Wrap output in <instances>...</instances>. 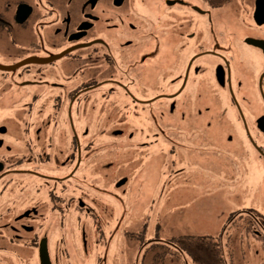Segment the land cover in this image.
I'll use <instances>...</instances> for the list:
<instances>
[{
	"label": "flooded vegetation",
	"instance_id": "af4514ba",
	"mask_svg": "<svg viewBox=\"0 0 264 264\" xmlns=\"http://www.w3.org/2000/svg\"><path fill=\"white\" fill-rule=\"evenodd\" d=\"M1 119L0 264H226L221 236L147 242L112 156L155 145L191 191L264 157V0H0Z\"/></svg>",
	"mask_w": 264,
	"mask_h": 264
},
{
	"label": "rangeland",
	"instance_id": "374dc122",
	"mask_svg": "<svg viewBox=\"0 0 264 264\" xmlns=\"http://www.w3.org/2000/svg\"><path fill=\"white\" fill-rule=\"evenodd\" d=\"M5 122L6 120H0V123ZM136 123L138 129H148L147 122ZM137 154L135 150H125L121 155H113V168L123 169L121 174L129 175L132 172V175H137L134 189L138 193L135 198L144 203L143 219L146 221L147 242H162L176 236H221L222 242L217 250L220 251V259L222 256V261H226V264H264V245L262 246L258 235L264 231V226L260 224V221L264 220V217H261L264 216V157H255L251 164L243 159L211 163L203 168L207 176L206 185L204 184L202 189L197 190L198 187H195L194 191H191L189 184L183 182V178L174 183L168 181L166 185L161 180L156 187V180L160 178L158 170L163 162V153L158 151L157 146L153 145L142 153L139 152L138 161ZM176 165L184 166V160L176 161ZM184 173L185 177L192 174L188 170ZM111 180L109 175L105 182L107 186ZM136 208L137 204H134V228H138L140 224ZM141 213H138V216ZM124 242L119 241L120 249L131 255L132 260L137 246L130 240ZM158 252L162 257L165 256L163 246L148 244L149 264H153L151 260ZM122 257L124 259L125 255ZM214 259L213 257L209 262L214 264ZM186 261L193 264L188 257ZM161 263L163 264V261ZM164 264H168V261Z\"/></svg>",
	"mask_w": 264,
	"mask_h": 264
},
{
	"label": "trees",
	"instance_id": "16d2710c",
	"mask_svg": "<svg viewBox=\"0 0 264 264\" xmlns=\"http://www.w3.org/2000/svg\"><path fill=\"white\" fill-rule=\"evenodd\" d=\"M260 216H261V215H260ZM261 217L263 218L264 216H261ZM263 219H264V218H263ZM260 224L264 226V220H263V221H260ZM191 237H195V236L190 235V236H185L184 238H188V239H190Z\"/></svg>",
	"mask_w": 264,
	"mask_h": 264
},
{
	"label": "crops",
	"instance_id": "0c3cea01",
	"mask_svg": "<svg viewBox=\"0 0 264 264\" xmlns=\"http://www.w3.org/2000/svg\"><path fill=\"white\" fill-rule=\"evenodd\" d=\"M202 235V234H201Z\"/></svg>",
	"mask_w": 264,
	"mask_h": 264
}]
</instances>
